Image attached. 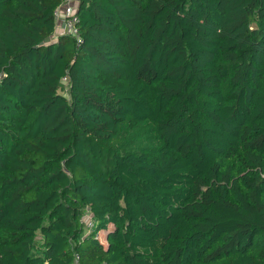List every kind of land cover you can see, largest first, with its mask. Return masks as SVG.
<instances>
[{"label":"trees","instance_id":"trees-1","mask_svg":"<svg viewBox=\"0 0 264 264\" xmlns=\"http://www.w3.org/2000/svg\"><path fill=\"white\" fill-rule=\"evenodd\" d=\"M62 1L0 0V264H264V0Z\"/></svg>","mask_w":264,"mask_h":264},{"label":"built area","instance_id":"built-area-1","mask_svg":"<svg viewBox=\"0 0 264 264\" xmlns=\"http://www.w3.org/2000/svg\"><path fill=\"white\" fill-rule=\"evenodd\" d=\"M70 1L71 0H63L61 4L64 3V4L68 5V3ZM58 15H59V11H58V8H57L56 11H55V17L57 18ZM77 21H78V16H77L76 9H72V7H67V10H66V13H65V17H64V28H63V31H62L61 35L66 34V35H70V36L76 37L77 40H78V43H80V40L78 38V30L75 27V23ZM62 80L66 82V78L65 77H63Z\"/></svg>","mask_w":264,"mask_h":264},{"label":"crops","instance_id":"crops-1","mask_svg":"<svg viewBox=\"0 0 264 264\" xmlns=\"http://www.w3.org/2000/svg\"><path fill=\"white\" fill-rule=\"evenodd\" d=\"M77 3H78V0H71L68 3V5L63 3L59 6V8H58L59 15L56 18L55 30H54V33L52 34V36L50 37V40H56L57 37L62 34V31L64 28V17H65L67 7H72V9H76Z\"/></svg>","mask_w":264,"mask_h":264},{"label":"rangeland","instance_id":"rangeland-1","mask_svg":"<svg viewBox=\"0 0 264 264\" xmlns=\"http://www.w3.org/2000/svg\"><path fill=\"white\" fill-rule=\"evenodd\" d=\"M86 223H89V219H86ZM89 225V224H88ZM104 230L102 229V230H100L99 232H98V238L101 240L102 239V237H103V234H104Z\"/></svg>","mask_w":264,"mask_h":264}]
</instances>
